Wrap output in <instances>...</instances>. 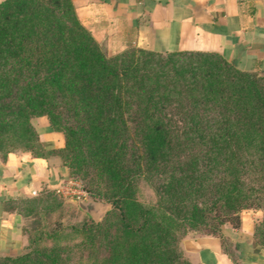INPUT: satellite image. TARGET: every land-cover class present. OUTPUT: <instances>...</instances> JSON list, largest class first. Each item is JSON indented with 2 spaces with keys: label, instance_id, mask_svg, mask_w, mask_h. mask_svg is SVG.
<instances>
[{
  "label": "trees",
  "instance_id": "1",
  "mask_svg": "<svg viewBox=\"0 0 264 264\" xmlns=\"http://www.w3.org/2000/svg\"><path fill=\"white\" fill-rule=\"evenodd\" d=\"M262 73L239 70L218 53L128 48L110 56L71 0H3L0 158L57 156L69 177L91 175L102 185L96 194L111 205L106 218L69 228L95 264L101 247V264H190L178 234L198 228L235 260L225 234L240 229L243 210L264 211ZM35 117L63 134V148L46 152ZM136 176L154 192L155 207L136 199ZM4 209L25 217L15 201ZM32 225L40 232V221ZM28 230L26 252L0 264L65 263L63 247H39ZM37 236L67 237L61 229ZM252 239L264 249V218Z\"/></svg>",
  "mask_w": 264,
  "mask_h": 264
},
{
  "label": "crops",
  "instance_id": "2",
  "mask_svg": "<svg viewBox=\"0 0 264 264\" xmlns=\"http://www.w3.org/2000/svg\"><path fill=\"white\" fill-rule=\"evenodd\" d=\"M3 0H0V3ZM81 25L108 55L128 48L156 53H218L239 70L264 72V0H71ZM46 150L61 149L64 140L44 117L33 121ZM67 174L57 156L36 158L16 152L0 158V253L17 254L26 246L24 218L6 212L9 201L54 191ZM237 254L232 260L212 236L186 239L190 264H264V249L252 239V226L242 221L231 230ZM9 255V254H8Z\"/></svg>",
  "mask_w": 264,
  "mask_h": 264
},
{
  "label": "rangeland",
  "instance_id": "3",
  "mask_svg": "<svg viewBox=\"0 0 264 264\" xmlns=\"http://www.w3.org/2000/svg\"><path fill=\"white\" fill-rule=\"evenodd\" d=\"M257 74V73H256ZM263 73H260L259 75H262ZM40 117H35L31 120L32 125L33 120ZM45 118V117H44ZM48 122L47 118H45ZM35 127V126H34ZM50 128V127H49ZM37 131V130H36ZM57 132V131H56ZM38 133V132H37ZM61 135V137L64 140V136L62 133L57 132ZM53 149H48L46 152H51ZM54 152V151H53ZM60 159V158H59ZM61 161V159H60ZM61 164L62 161H61ZM62 167L66 168L62 165ZM67 177L62 179L59 182V185L56 187V189L51 193L47 194V191L41 192L38 196L34 198H28L33 199L30 202L21 201V199H18L15 201V206L25 213L24 223L23 227H29V232L31 239H37L35 241L38 242L39 247H49L51 248L54 244L57 246H61L64 248L63 257L65 258L64 264H95L97 260V256L89 255V252H92V250H86L85 248H78L75 246V244L79 241L77 237H72L73 234L70 232V227L73 225H78L79 223L85 221V220H92L94 222L102 221L104 218H106L108 211L111 210V205L104 200L103 197L96 194L98 190V186L102 187V185L98 184L96 182H93L90 177L86 176H68V173L66 171ZM68 185V186H67ZM67 187V188H66ZM64 189L62 192H56V190ZM68 189V190H66ZM61 191V190H60ZM92 192V194L90 193ZM85 193L86 196H79V194ZM135 197L143 206L147 208L155 207L157 203L156 196L150 186L147 184L145 179L143 177H135ZM14 206V205H13ZM87 209H92L93 211H89ZM241 217V223L242 221L244 223H247L250 227L252 226V236L254 233L255 227L260 223V221L264 218V211L259 209H248L243 210L240 214ZM37 221H40L41 223V230L40 232H34L31 228L33 225L32 223H35ZM60 226V227H58ZM225 229H229V225H226ZM55 229H61L64 231V235L67 237L64 239H61L59 242H52L50 240H40L41 238L38 237V233L43 234H49L52 230ZM231 231V230H230ZM204 228H198L196 230H187L185 235L183 232H179L180 242L179 247L182 251V257L186 259L183 252V243L186 239L193 240L195 238L205 236L204 235ZM59 233V232H57ZM29 234V233H28ZM26 241L27 244L24 246L20 251L24 250L23 252H26V248L29 247L30 242L28 241L26 234ZM225 246L227 249H232L229 242L230 239L225 238ZM229 240V241H228ZM70 249L72 251H70ZM106 250V249H105ZM104 250L103 247L100 249V254L98 255L99 258V264L103 261L102 259L107 256V252ZM18 251L17 254L20 252ZM5 252H8V254L0 253V257L5 256H17L14 251H11L10 249H6ZM22 252V253H23ZM106 252V253H105ZM69 253V254H68ZM234 256H237V254L234 252ZM189 262V261H188ZM177 264H185L184 260H180Z\"/></svg>",
  "mask_w": 264,
  "mask_h": 264
},
{
  "label": "built area",
  "instance_id": "4",
  "mask_svg": "<svg viewBox=\"0 0 264 264\" xmlns=\"http://www.w3.org/2000/svg\"><path fill=\"white\" fill-rule=\"evenodd\" d=\"M67 186H68V185H67ZM66 188H67V187H66ZM60 190H61V191H60ZM63 190H64V189H59V190L57 189L56 192L59 193V192H62ZM66 190H68V189H66ZM80 196H86V194H85V193L79 194L78 198H79Z\"/></svg>",
  "mask_w": 264,
  "mask_h": 264
}]
</instances>
